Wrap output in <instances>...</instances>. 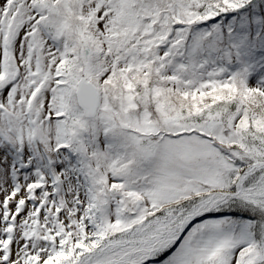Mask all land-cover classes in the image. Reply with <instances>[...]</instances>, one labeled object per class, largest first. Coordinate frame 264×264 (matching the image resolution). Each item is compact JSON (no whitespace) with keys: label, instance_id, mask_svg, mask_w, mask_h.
I'll list each match as a JSON object with an SVG mask.
<instances>
[{"label":"snow or ice","instance_id":"snow-or-ice-1","mask_svg":"<svg viewBox=\"0 0 264 264\" xmlns=\"http://www.w3.org/2000/svg\"><path fill=\"white\" fill-rule=\"evenodd\" d=\"M0 264H264V0H0Z\"/></svg>","mask_w":264,"mask_h":264}]
</instances>
